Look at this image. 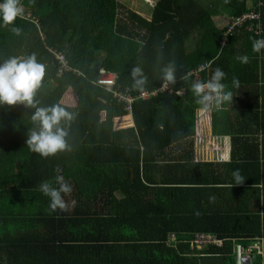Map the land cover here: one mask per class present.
<instances>
[{
    "label": "trees",
    "instance_id": "trees-1",
    "mask_svg": "<svg viewBox=\"0 0 264 264\" xmlns=\"http://www.w3.org/2000/svg\"><path fill=\"white\" fill-rule=\"evenodd\" d=\"M78 1L21 0L22 35L0 26V64L36 53L47 69L39 106L59 103L76 114L70 127L63 125L72 151L44 159L26 144L34 110L0 106V264H201L203 255L236 264V245L246 250L264 241V50L252 51L253 40L264 39V0H156L150 18L121 0H88L85 11ZM252 10L261 12V31L238 26L223 40L228 19ZM218 12L225 13L223 25ZM56 53L72 68L61 76ZM243 55L247 64L236 59ZM172 60L175 86L146 99L131 91L133 67L143 68L150 92L161 87L160 69ZM217 67L233 94L222 107L230 116V158L200 162L193 151L199 110L191 81L180 76L190 71L193 80L206 81ZM102 69L118 75L120 92L135 95L134 126L115 130V119L128 113L96 84ZM182 142L184 149L171 150ZM57 168L73 191L65 197L69 211L51 213L38 186L54 183ZM237 169L242 185L232 176ZM116 193L128 201L114 203ZM139 203L145 210L139 215L93 211ZM101 227L147 233L118 236L112 246L94 232ZM204 234L224 245L200 249L194 241ZM142 240L148 244L135 243ZM253 264H264V256Z\"/></svg>",
    "mask_w": 264,
    "mask_h": 264
},
{
    "label": "clouds",
    "instance_id": "clouds-1",
    "mask_svg": "<svg viewBox=\"0 0 264 264\" xmlns=\"http://www.w3.org/2000/svg\"><path fill=\"white\" fill-rule=\"evenodd\" d=\"M229 0H225L228 3ZM24 4L21 0H3L0 2V26L6 27L16 35H22L23 29L16 25L17 19H24ZM264 50V39H254L252 42V51L261 53ZM236 59L247 64L249 57L247 55L237 56ZM71 68V67H70ZM201 68H207V65H201ZM46 66L39 62L37 54L31 53L28 56L10 57L0 64V106L9 108L22 105L28 109H33L31 122L33 127L29 130L26 144L27 148L39 155L41 158L48 159L55 157L60 153L72 151V146L68 143L69 132L63 126L69 127L75 120L76 114L67 111L59 103L42 107L37 101V93L43 86L46 76ZM161 72V91L169 89L170 86L177 84V65L172 60L162 66ZM132 80L131 91L144 96L147 93L148 76L140 66H135L130 70ZM227 74L217 67L211 74L210 79L206 81L193 80L192 73L185 71L180 80L190 83V91L194 98L197 109L201 112L219 111L224 104L232 101V92L228 90V85L223 81ZM233 85L238 86V80L233 78ZM180 91H183L181 89ZM179 94V93H178ZM157 127L163 131L164 124L160 123ZM264 135V134H262ZM227 160V157L223 158ZM54 183L52 181H42L38 190L49 198V209L51 213L67 212L69 205L65 200L66 196H71L72 186L62 175L60 169L56 170ZM233 179L237 185L244 183V177L237 169L232 173ZM214 199V198H210ZM75 205V201L71 202ZM199 216V212L196 213Z\"/></svg>",
    "mask_w": 264,
    "mask_h": 264
},
{
    "label": "crops",
    "instance_id": "crops-1",
    "mask_svg": "<svg viewBox=\"0 0 264 264\" xmlns=\"http://www.w3.org/2000/svg\"><path fill=\"white\" fill-rule=\"evenodd\" d=\"M225 13L218 12L217 15H215V20L218 24H224L226 23L225 19ZM61 54V53H60ZM225 108H221L218 112H220L219 117L216 118V120H222L223 122L226 120V122L230 123V116H226V110ZM227 109V108H226ZM212 115V112L210 113ZM207 120L204 121V119H197V124H196V133L194 136V144L195 148L198 149V153L201 155V151H208V153H211L212 151H215L216 157L220 159L216 160H206L205 157L206 155L199 157L195 155V159L200 162H227L230 158V152H231V147L229 143V136H226L223 129L221 134V129L213 130L211 131V126L209 121L212 120L214 117L208 116L206 114ZM226 128V126H225ZM174 152V151H173ZM194 153H197L194 152ZM227 157V160H224L223 158ZM129 197L121 195L120 193L115 194V201L119 203H123L125 201H128ZM100 202V200H98ZM142 202V201H141ZM103 205H95L93 207V211L95 214H101L105 213L108 215L109 218L116 216V215H122L126 210H131L134 215H139V211H145L144 208L142 207L141 203L136 204V205H127L123 207L122 209L118 208V205L114 204L109 206L107 211L102 210ZM108 227V225H107ZM94 232H98L104 235H107L105 237L106 241L109 242L110 245H114L117 242L118 236H132L135 235L136 233H147V231H139L136 228L133 227H114V228H98L95 229ZM136 234L135 236H137ZM171 239V238H170ZM173 241V240H172ZM170 242V241H169ZM135 243H143L144 245H147L148 243L144 242L143 240L140 242H135ZM171 244V243H170ZM148 253H150V250L147 249L145 253L140 255L138 259L146 256Z\"/></svg>",
    "mask_w": 264,
    "mask_h": 264
},
{
    "label": "built area",
    "instance_id": "built-area-1",
    "mask_svg": "<svg viewBox=\"0 0 264 264\" xmlns=\"http://www.w3.org/2000/svg\"><path fill=\"white\" fill-rule=\"evenodd\" d=\"M261 12H257L255 10L242 13L240 15H237L235 17L230 18L228 20L227 24L229 25L227 30L225 29L222 36L223 40L225 37L229 36L230 32L238 26H243L245 30L253 32L254 34H257L261 31ZM58 57V58H57ZM56 58L61 63V68L59 70V76L63 74V72L69 71L72 68L69 67L68 64L65 62V56H63L60 53H56ZM64 61V62H63ZM118 82V75L114 72H108L102 69L101 74L99 78L96 81V84L108 92L112 93L115 98L119 102H123L125 105V110L127 111L126 116H131L132 119L129 122V124H132L134 126V119H133V107L132 103L135 99V95H131L130 93L124 94L120 92V87L117 86ZM161 89V87L157 88L153 91H147L146 95L144 96H138L143 99L149 98L151 95H155L158 93V91ZM130 126V125H129ZM117 128V127H116ZM196 245L201 249L204 246L210 247L212 245L217 246H223L224 241L216 239L212 237L211 235H200L198 238L194 241ZM203 256H217V255H203ZM257 256H264V241L263 240H257L252 245H250L246 250L241 245H236L235 247V258H236V264H253V261L256 259Z\"/></svg>",
    "mask_w": 264,
    "mask_h": 264
},
{
    "label": "rangeland",
    "instance_id": "rangeland-1",
    "mask_svg": "<svg viewBox=\"0 0 264 264\" xmlns=\"http://www.w3.org/2000/svg\"><path fill=\"white\" fill-rule=\"evenodd\" d=\"M121 1L129 4L133 9H135L136 11H138L143 16H146L147 18H150L151 17V13L153 11V6H154V4L156 2V0H121ZM207 2H209V4H212L208 0H202V3L204 5L207 4ZM78 5L82 9V11H85L86 8H87V6H88V0H79L78 1ZM218 5H220V4H218ZM25 10H26V6L24 5V11ZM226 18H227V16H226ZM220 25H223V23L220 24ZM85 30L86 29H84V31ZM64 63L68 64L69 67H70V63L67 60L66 56H65V62ZM72 94H73V92L70 91V94L69 95H72ZM62 101L65 102L64 99H62ZM75 104H76V101L75 100L69 102V105L70 106H75ZM210 113L211 112L205 113V112L199 111L198 112V116H197L198 121H199V119H204V121L207 120L206 118H209V117H206V114L208 116L214 117L215 119L217 117H219V112L218 111L217 112L214 111L212 113V115H210ZM131 119H132L131 116H124V117H121V118H116L115 119V130L125 129V128L132 127L133 123L132 124H129V122L131 121ZM209 123H210L211 131L212 132H213V130H217V129L220 130L222 128L226 136H227V133H229V135H230V126L228 127L227 132H226L225 126H228L230 124L229 122H226V120L224 122L222 120H214V121L213 120H210ZM222 129H221V134H223ZM184 148H185V142H182L178 146L173 147L171 150H174V151L175 150H182ZM193 151L194 152L197 151V153H195V155L196 156H199V157H201V155L202 156L206 155V157H205L206 160H216V159H220V158L216 157L215 151H212L211 153H208V151H206V150L205 151H201V155H200L198 153V149L195 148V144H194Z\"/></svg>",
    "mask_w": 264,
    "mask_h": 264
},
{
    "label": "water",
    "instance_id": "water-1",
    "mask_svg": "<svg viewBox=\"0 0 264 264\" xmlns=\"http://www.w3.org/2000/svg\"><path fill=\"white\" fill-rule=\"evenodd\" d=\"M225 258L222 256H202L201 264H225Z\"/></svg>",
    "mask_w": 264,
    "mask_h": 264
}]
</instances>
